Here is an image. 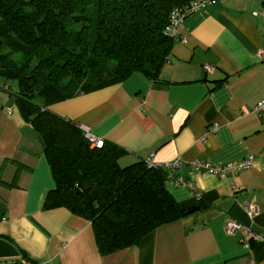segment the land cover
Returning a JSON list of instances; mask_svg holds the SVG:
<instances>
[{"label": "crops", "instance_id": "1", "mask_svg": "<svg viewBox=\"0 0 264 264\" xmlns=\"http://www.w3.org/2000/svg\"><path fill=\"white\" fill-rule=\"evenodd\" d=\"M263 51L264 0H217L184 18L155 81L133 74L50 107L122 148L121 165L180 162L165 187L188 213L110 255L87 220L43 210L47 159L0 79V264H264V112L253 111L264 99ZM248 158L250 168L223 178L207 170ZM230 221L249 227L248 245L226 232Z\"/></svg>", "mask_w": 264, "mask_h": 264}, {"label": "trees", "instance_id": "2", "mask_svg": "<svg viewBox=\"0 0 264 264\" xmlns=\"http://www.w3.org/2000/svg\"><path fill=\"white\" fill-rule=\"evenodd\" d=\"M213 0H0V79L37 135L53 188L43 210L87 220L100 254L134 247L156 227L185 216L165 183L170 172L137 161L50 107L133 74L158 78L174 38L172 17Z\"/></svg>", "mask_w": 264, "mask_h": 264}, {"label": "built area", "instance_id": "3", "mask_svg": "<svg viewBox=\"0 0 264 264\" xmlns=\"http://www.w3.org/2000/svg\"><path fill=\"white\" fill-rule=\"evenodd\" d=\"M217 0H213V1H205V2H198L192 5V7L187 10L185 13H176L173 15L172 17V26H171V34L173 36H178V30H179V26L181 25V23L183 22L184 18L193 14L194 12L198 11L201 8H205L207 6H209L210 4L214 3ZM260 58L262 60H264V51L261 52V54H259ZM207 70L210 71V68L207 66ZM253 111L255 114H261L264 112V99H262L260 102H258L254 108ZM87 139L89 140V142L96 148H100L102 146L103 141L96 139L94 137L89 136L88 134H86ZM147 165H154L152 162H150V160L146 161ZM254 163V160L252 158H248L245 159L244 161L241 162H237V163H230L224 166H219V167H210L207 168V170L211 173L214 174L220 178L225 177L227 174H230L232 172H239L241 170H245L247 168H250ZM180 166V162L179 161H174L171 163H168L166 165L163 166L164 169H166L167 171H172L175 169H178ZM199 167H203V165L199 164ZM176 184L183 186L185 188H192L191 184L188 183H183L182 180L179 178L176 180ZM244 211L248 216H253V214L256 213V208L254 207V205L252 204H245L244 205ZM225 230L228 234L230 235H234L236 233L240 234V242L248 245L251 238L249 236L250 234V229L248 226H244L241 225L237 222L234 221H230L226 224ZM254 239L256 241H260L261 237L260 236H255ZM28 264V263H27Z\"/></svg>", "mask_w": 264, "mask_h": 264}]
</instances>
